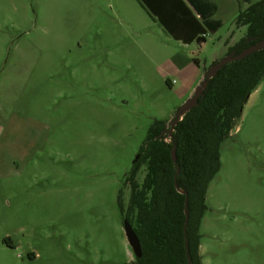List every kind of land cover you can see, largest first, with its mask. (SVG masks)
<instances>
[{"label":"rangeland","instance_id":"rangeland-1","mask_svg":"<svg viewBox=\"0 0 264 264\" xmlns=\"http://www.w3.org/2000/svg\"><path fill=\"white\" fill-rule=\"evenodd\" d=\"M213 1L221 27L185 45L137 0H0V264L134 260L126 178L147 131L169 130L244 35L246 5ZM205 204L202 264H264V78L220 146Z\"/></svg>","mask_w":264,"mask_h":264},{"label":"trees","instance_id":"trees-1","mask_svg":"<svg viewBox=\"0 0 264 264\" xmlns=\"http://www.w3.org/2000/svg\"><path fill=\"white\" fill-rule=\"evenodd\" d=\"M137 1L174 40L184 44L203 43L207 32L221 27V21L212 18L217 6L210 0ZM240 1L247 7L238 11L235 24L245 31L228 53H239L264 38V0ZM193 62L198 66L197 60ZM263 78L264 49L224 65L209 80L197 106L173 127L171 137L166 122H152L126 178L130 196L124 219L141 248V256H134L129 264H202L199 228L207 209L208 186L220 169V146ZM163 131L166 134L161 135ZM174 146L176 163L171 158ZM142 166L144 177L138 183L136 175ZM185 199L188 219L183 232Z\"/></svg>","mask_w":264,"mask_h":264},{"label":"water","instance_id":"water-1","mask_svg":"<svg viewBox=\"0 0 264 264\" xmlns=\"http://www.w3.org/2000/svg\"><path fill=\"white\" fill-rule=\"evenodd\" d=\"M252 40H253L252 38L247 39V41H252ZM263 49H264V38L258 40L253 45L243 49L239 53H236V51L233 50L230 53H228L225 57H223L222 59L215 61L213 64H211L210 67L205 71L204 75L201 78V82L197 84V86L195 87L190 97L181 106L177 108L174 114V118L169 123L170 129L167 131L168 136L171 137L172 132H173V127L178 123L179 120H181L182 116L186 112H188L191 108L197 106V101L199 97L202 96V93L204 89L206 88L209 80L212 77H214L224 65H226L229 62L241 60L245 58L246 56L252 54L253 52H257ZM164 133L165 131L161 132V135H163ZM171 158H172L173 163H176L175 146L171 150ZM177 172H178V169H177ZM175 187L177 188L176 183H175ZM180 192L182 191L180 190ZM186 205H187V199H185V210H184L185 223L183 227V232H185L186 230L187 219H188V211H187ZM123 231L127 239V242L129 246L131 247L133 255L139 258L141 256V248H140L139 240L136 234L134 233L131 225L127 221V219L123 220ZM188 263H190V257H188Z\"/></svg>","mask_w":264,"mask_h":264},{"label":"crops","instance_id":"crops-1","mask_svg":"<svg viewBox=\"0 0 264 264\" xmlns=\"http://www.w3.org/2000/svg\"><path fill=\"white\" fill-rule=\"evenodd\" d=\"M236 2H237V5H238V3H242V4H244V5H246V7H247V4L246 3H243V2H241L240 0H235ZM210 2H212V3H214L216 6H217V4L213 1V0H210ZM246 7H244L243 9H245ZM243 9H241V10H243ZM217 11H218V6H217V10H216V12L214 13V15L212 16V18L213 19H215L214 18V16H215V14L217 13ZM238 11H239V9H238ZM216 20H218V19H216ZM222 24V23H221ZM207 36V35H206ZM243 37V36H242ZM181 42V41H180ZM184 44V43H183ZM191 44V43H190ZM185 45H187V44H185ZM234 46V45H233ZM232 47V46H231ZM231 47H229V48H231ZM229 50V49H228ZM202 76L203 75H201L200 77H199V80H198V82L201 80V78H202ZM2 138H3V132H2V130H1V126H0V144H1V140H2ZM1 148V147H0ZM201 222H202V220H201ZM200 225H201V223H200ZM201 235V234H200ZM201 250H202V239L200 238V246H199V253H200V256H202V254H201ZM201 261H202V258H201Z\"/></svg>","mask_w":264,"mask_h":264}]
</instances>
